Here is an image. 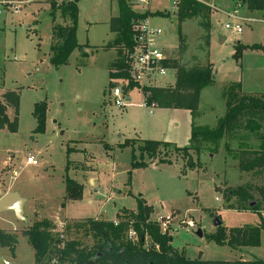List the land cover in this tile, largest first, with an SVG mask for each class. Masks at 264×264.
<instances>
[{"label": "rangeland", "instance_id": "obj_1", "mask_svg": "<svg viewBox=\"0 0 264 264\" xmlns=\"http://www.w3.org/2000/svg\"><path fill=\"white\" fill-rule=\"evenodd\" d=\"M20 1L26 3L18 15L0 14V98L6 91L20 94L18 132L0 131V196L8 189L18 193L26 201V222L18 220L13 211L0 212V230L17 237L14 252L0 245V264H35L34 250L22 233L37 222L48 224L62 241L53 257L70 244L63 264H75L78 251L94 252L103 244L88 230L86 220L120 223L124 212L127 219L138 212L139 200L153 208L152 222L171 218L168 230L161 224V231L173 237L172 246L188 260L264 262V231L260 245L254 248H230L212 240L234 229L257 227L264 220V204L262 212H239L236 198L228 201L224 197L242 185H261L253 171L239 169L226 148L259 151L264 141L252 138L242 146L227 141V136L194 137L219 128L230 90L239 91L240 85L247 95L264 97V53L252 49L254 45L264 47V12H250L242 0H196L206 9L179 24L178 0H149L148 5L132 1L134 11L149 14L152 28L165 31L158 39L164 55L175 52L174 59L186 69L214 65L216 84L202 92L198 111L191 112L148 106L149 94L141 90L131 93L132 101L124 108L111 103L110 72L113 79L118 78L122 73L118 66L128 51L110 32L111 18L121 14L117 0L78 2L76 31L83 49L59 68L51 65L49 56L55 43L53 28L73 25L70 15L63 13L70 0L55 2V12L51 10L54 2ZM235 11L244 21L234 18ZM206 24L211 25L210 32ZM227 24L241 25L243 32L226 29ZM239 44L251 48L237 62L234 55ZM155 85L174 88L176 71H168ZM41 102L47 104L46 127L43 134H36L33 113ZM7 114L14 119L13 110ZM261 132L264 135V123ZM128 140L135 146L150 140L192 149L198 166L187 168V162L178 158L182 155L171 151L172 165L156 163L133 169V150L121 147ZM29 156L37 160V166L27 164ZM136 156L148 163L147 157ZM67 179L82 185L80 200H65ZM215 217L224 223L222 227H214ZM189 222L195 230L187 227ZM198 229L203 231L202 239L194 234ZM122 237L124 242L133 238L130 233ZM147 244L152 245L148 238ZM74 245L77 252L73 253ZM56 261L60 258L51 264Z\"/></svg>", "mask_w": 264, "mask_h": 264}, {"label": "trees", "instance_id": "obj_2", "mask_svg": "<svg viewBox=\"0 0 264 264\" xmlns=\"http://www.w3.org/2000/svg\"><path fill=\"white\" fill-rule=\"evenodd\" d=\"M80 0H71L66 2L63 8V13L70 15L73 25L71 27L56 26L53 28V37L55 43L51 46L50 62L51 65L59 68L68 64L70 56L76 51H82L77 40L76 23L78 19L77 4ZM132 1L134 0H117L120 8V16L113 17L110 20V32L117 36L116 41L123 45V48L132 50L135 46V31L134 26L140 22L150 18L148 13H138L132 9ZM244 6L250 12H264V0H242ZM177 20L182 24L185 19L192 16L195 12H202L206 9L196 0H179L176 3ZM58 9L57 3L51 4L52 12ZM206 30L210 32L211 25H205ZM180 41L181 32L179 34ZM210 35L207 37V45L210 46ZM249 46L241 47L237 45L234 58L237 62L242 59L244 50L250 49ZM253 50H258L264 53V47L257 45L252 46ZM127 59L124 55V61L119 64L118 70L121 74L120 79L128 78ZM163 65L169 69L176 71V86L174 88H149L143 91L148 92L147 105H153L154 108L163 110H187L197 112L200 104L201 92L204 88L211 86L214 83L212 65L207 67H192L186 69L182 66L179 59H171L163 62ZM113 72H110L109 88H112ZM240 84V83H239ZM136 87L131 83V89ZM234 87V86H233ZM240 90H230L226 98V115L220 121L219 128L214 131H202L195 133L220 139L227 136V141H238L242 144L250 142L252 138H258L264 141L263 130L264 123V97L247 95ZM109 89V90H110ZM19 108L20 94L17 91H6L0 98V131L8 130L11 133H17L19 128ZM13 110L14 119L11 120L8 116V111ZM46 112L47 104L41 102L35 105L33 116L37 121L35 129L36 134H43L46 127ZM141 145L135 146L131 140L121 145L122 148H131L133 150L132 168H141L146 165L167 164L172 165L173 161L168 159L172 152L176 155L181 154L178 158L184 160L187 168L194 170L197 168L193 157L191 156L192 149L178 148L171 143L159 141L141 140ZM228 156L238 162V167L241 171H253L254 175L261 181L260 187H255L251 184L242 185L237 190L232 191V194L225 193L224 197L231 200L236 198L237 210L239 212L246 211H263L264 204V144L260 145L259 151L243 149L233 151L226 148ZM136 153L141 159L147 157L148 163L139 161ZM162 155L165 158H160ZM177 158V159H178ZM83 196V187L77 182L66 180V196L67 201L80 200ZM259 198V199H258ZM256 202L257 206L250 209L249 204ZM153 213V208L149 207L145 201L139 200V210L129 219L125 215L119 216L122 222L115 225L113 221L106 220H86L88 230L98 239L103 241V244L94 252H77L76 245L73 246L72 252H77L79 255L78 262L75 264H264L261 260L255 261H235V262H207L201 260H188L183 253H180L172 246L173 237L168 234H163L161 227L157 222H152L150 216ZM49 225L43 222H37L34 226L22 233L27 238L30 247L34 250L35 264H51L55 259L57 264H63V261L69 255L68 250L70 244L64 249L58 250L56 257H53V252L56 248H60L62 241L58 233H53ZM220 228V227H219ZM264 231V220L257 227H245L243 229H234L229 232V235L215 236L212 240L221 246L230 248H254L260 245L261 233ZM133 232L136 235L135 239L122 241L124 233ZM147 238L152 241V245L148 247ZM120 241L118 245L117 242ZM0 245L3 248H8L14 252L17 246V237L0 230Z\"/></svg>", "mask_w": 264, "mask_h": 264}, {"label": "built area", "instance_id": "obj_3", "mask_svg": "<svg viewBox=\"0 0 264 264\" xmlns=\"http://www.w3.org/2000/svg\"><path fill=\"white\" fill-rule=\"evenodd\" d=\"M43 1L50 3L59 2L60 0ZM24 3L26 2H22L20 0H0V14L5 12L7 14L11 13L12 15H18L21 11L20 8ZM141 3L148 5L149 0H141ZM238 15V11H235L234 18L238 21H244L242 18H239ZM225 28L231 29L238 34L243 32L241 25H235L233 27L227 24ZM134 31L136 34L134 38L136 44L131 51L128 50L125 54L128 57L126 62L128 65L127 70L129 76L126 79H112V88L109 90L111 103L118 108H124L131 103V100L128 102L127 99H131L130 95L135 90L143 91L144 89L149 88H159L155 84L162 80L167 75L168 71H170L163 65V62L174 59L175 55V53L168 56L164 55L163 51L159 48L158 39L165 31L160 28H152L148 19L138 22L134 26ZM131 83L136 85L133 90L130 88ZM27 164L37 166L38 162L33 156H29L27 158ZM157 223L160 227L164 225L167 231L168 226L171 224V218L166 217L160 219ZM115 225L117 226L118 223L115 222ZM187 227L190 230L196 229L193 222L187 223ZM130 235L133 236L131 239L136 238L135 233L130 232ZM4 264L10 263L5 261Z\"/></svg>", "mask_w": 264, "mask_h": 264}, {"label": "water", "instance_id": "obj_4", "mask_svg": "<svg viewBox=\"0 0 264 264\" xmlns=\"http://www.w3.org/2000/svg\"><path fill=\"white\" fill-rule=\"evenodd\" d=\"M127 101L130 102V99H127ZM25 204L26 201L16 192H10L4 195L1 194L0 196V212L13 211L16 215V218L23 222H26L24 215ZM256 206V202H251L249 204L250 209H254ZM223 225L224 223L218 217L214 218V227L219 228ZM194 234L200 239L204 237L203 231L201 229L196 230Z\"/></svg>", "mask_w": 264, "mask_h": 264}, {"label": "crops", "instance_id": "obj_5", "mask_svg": "<svg viewBox=\"0 0 264 264\" xmlns=\"http://www.w3.org/2000/svg\"><path fill=\"white\" fill-rule=\"evenodd\" d=\"M71 1V0H70ZM69 1V2H70ZM148 21H150V18L148 19ZM222 42H223V39H222ZM247 52V51H246ZM245 52V53H246ZM173 53H175V52H173ZM50 56V55H49ZM212 64V63H211ZM213 65V64H212ZM213 68H214V65H213ZM240 84H242V82H239ZM216 84V80H214V83L211 85V86H213V85H215ZM210 87V86H209ZM206 88H208V87H206ZM206 88H204L203 90H202V92L206 89ZM202 92H201V96H200V99H201V97H202ZM242 92L244 93V94H246L244 91H243V87H242ZM131 100V99H130ZM132 101V100H131ZM151 114H153V113H151ZM92 183H94L95 184V182H91V185H92ZM1 191V190H0ZM3 191V190H2ZM2 191H1V193H2ZM10 192H14L12 189H8L7 191H6V193H10ZM3 195V194H2ZM241 261H244V260H241Z\"/></svg>", "mask_w": 264, "mask_h": 264}]
</instances>
